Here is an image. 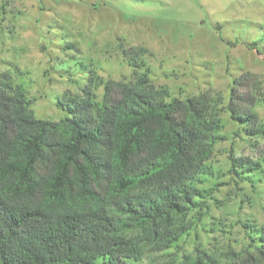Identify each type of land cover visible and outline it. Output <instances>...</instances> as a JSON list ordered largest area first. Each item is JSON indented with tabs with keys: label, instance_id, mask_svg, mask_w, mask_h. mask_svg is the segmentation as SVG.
<instances>
[{
	"label": "rangeland",
	"instance_id": "374dc122",
	"mask_svg": "<svg viewBox=\"0 0 264 264\" xmlns=\"http://www.w3.org/2000/svg\"><path fill=\"white\" fill-rule=\"evenodd\" d=\"M144 78L180 101L209 94L221 128L190 231L136 264H234L255 253L264 238V0H0V80L23 89L36 119L62 121L59 102L86 86L100 103L106 84ZM231 98L255 125L231 118Z\"/></svg>",
	"mask_w": 264,
	"mask_h": 264
},
{
	"label": "trees",
	"instance_id": "16d2710c",
	"mask_svg": "<svg viewBox=\"0 0 264 264\" xmlns=\"http://www.w3.org/2000/svg\"><path fill=\"white\" fill-rule=\"evenodd\" d=\"M145 78L100 103L86 86L60 122L0 80V264H136L190 231L220 121L209 94L180 101ZM234 99L231 118L255 125ZM234 264H264V238Z\"/></svg>",
	"mask_w": 264,
	"mask_h": 264
}]
</instances>
